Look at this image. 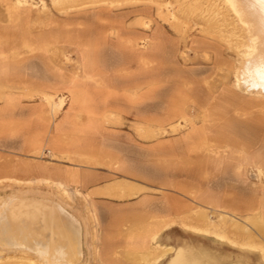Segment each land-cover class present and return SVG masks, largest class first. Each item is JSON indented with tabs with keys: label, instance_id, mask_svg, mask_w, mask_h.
<instances>
[{
	"label": "rangeland",
	"instance_id": "rangeland-1",
	"mask_svg": "<svg viewBox=\"0 0 264 264\" xmlns=\"http://www.w3.org/2000/svg\"><path fill=\"white\" fill-rule=\"evenodd\" d=\"M162 3L0 0V79L9 70L23 71L27 76L47 71V63H51L56 78L67 72L71 82L77 84L72 85L75 88L79 87L80 77L91 73L101 77L97 88L109 100L118 87L110 83L111 76H115L111 62L118 56L119 72H123L119 78H150L149 86L135 85L130 91L137 105L142 103L137 98L145 87H150L152 98H156L147 101L152 104L158 102V95L166 96L169 102V98L182 94L180 102H170L174 106L170 113L175 116L184 115L186 108L189 111L181 118L182 124L164 132L166 136L181 130L193 132L195 126L207 124L210 118L203 109L208 105H213L209 109H226V192L235 194L236 200L240 192L246 194L258 212L211 213L212 227L199 231H219L218 236L226 242L220 244L221 251L226 252V264H264V93L247 90L241 81L247 61L242 26L226 0L173 1L167 7L175 15L168 14ZM96 51L102 67H85L86 55L94 60ZM149 56L146 63H139ZM126 60L134 63L127 65ZM86 86L89 87H82ZM188 95L195 101L189 100ZM45 98L54 109L64 102L68 107L78 103L74 96L62 92ZM191 103L198 104V108ZM224 118L214 117L216 129L222 131ZM150 131L151 135L156 132L152 128ZM11 198L43 201L64 211L79 233V253L71 256L69 264H102L91 260L96 256L100 224L89 196L64 184L20 180L11 174L0 178V201ZM12 248L0 247V264H31L28 258H37ZM35 261L34 264L39 263Z\"/></svg>",
	"mask_w": 264,
	"mask_h": 264
},
{
	"label": "crops",
	"instance_id": "crops-1",
	"mask_svg": "<svg viewBox=\"0 0 264 264\" xmlns=\"http://www.w3.org/2000/svg\"><path fill=\"white\" fill-rule=\"evenodd\" d=\"M95 53L94 60L86 55L85 67H102ZM120 65L115 56L110 83L118 87L109 100L97 88L102 78L92 73L78 78L75 88L67 72L56 78L51 63L47 71L31 76L9 70L0 79V178L15 174L20 180H46L89 196L100 224L91 260L226 264V252L221 251L226 242L219 231L199 229L212 227L211 213L258 212L246 194L240 192L236 200L226 192V109L208 105L203 109L210 118L207 124L166 136L189 111L170 113V102H180L182 94L169 102L158 95L152 104L147 101L156 98L145 87L137 98L142 105H137L130 91L135 85L149 86L150 78H119ZM56 92L74 96L77 106L62 101L54 109L45 97ZM215 116L224 118L222 131L216 129Z\"/></svg>",
	"mask_w": 264,
	"mask_h": 264
},
{
	"label": "bare ground",
	"instance_id": "bare-ground-1",
	"mask_svg": "<svg viewBox=\"0 0 264 264\" xmlns=\"http://www.w3.org/2000/svg\"><path fill=\"white\" fill-rule=\"evenodd\" d=\"M160 1L167 8L166 12L172 15L174 13L167 4L182 0ZM226 1L242 26V37L247 44V61H243L246 63H243L241 81L245 83L247 90L264 93V0ZM242 67L239 68L240 71ZM77 230L64 211L47 206L43 201L36 202L25 198L0 201V247L9 245L14 247V252L18 250L36 255L35 259L40 264H69L71 256L79 253ZM35 259L28 258L29 263L34 264ZM67 259L68 262H65Z\"/></svg>",
	"mask_w": 264,
	"mask_h": 264
}]
</instances>
